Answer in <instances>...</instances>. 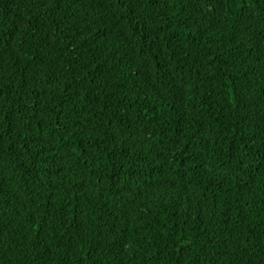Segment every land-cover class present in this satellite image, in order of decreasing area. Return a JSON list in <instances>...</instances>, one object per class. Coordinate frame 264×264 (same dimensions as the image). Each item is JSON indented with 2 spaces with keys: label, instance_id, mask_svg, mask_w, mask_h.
Returning a JSON list of instances; mask_svg holds the SVG:
<instances>
[{
  "label": "trees",
  "instance_id": "16d2710c",
  "mask_svg": "<svg viewBox=\"0 0 264 264\" xmlns=\"http://www.w3.org/2000/svg\"><path fill=\"white\" fill-rule=\"evenodd\" d=\"M0 264H264V0H0Z\"/></svg>",
  "mask_w": 264,
  "mask_h": 264
}]
</instances>
